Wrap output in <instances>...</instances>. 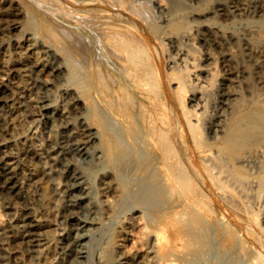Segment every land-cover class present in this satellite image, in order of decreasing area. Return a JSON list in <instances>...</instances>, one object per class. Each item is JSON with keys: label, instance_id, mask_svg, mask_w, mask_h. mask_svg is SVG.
Returning a JSON list of instances; mask_svg holds the SVG:
<instances>
[{"label": "rangeland", "instance_id": "374dc122", "mask_svg": "<svg viewBox=\"0 0 264 264\" xmlns=\"http://www.w3.org/2000/svg\"><path fill=\"white\" fill-rule=\"evenodd\" d=\"M103 1L100 0L98 1L97 4L94 3L87 6L86 4H88L87 2H90L89 0H83V1L73 0V2L76 3L77 5L76 4L74 5L72 0L71 1L70 0H8V1L6 0L4 3H2L3 0H0V3H2L3 5L0 6L2 7L0 8V22H4V23L6 22V24L12 25L15 20L16 22L19 21V24L22 27L21 30L20 28L13 29L11 27V29L8 30L9 32H7L9 33L8 36H5L4 45L8 49L9 60H12L18 54L27 53L26 56L28 57L29 61L33 62L36 60L37 62L40 63V65L33 67L32 64H29V67L31 66V68L35 72H38L42 80L46 79L43 81L49 82V85L51 84L49 86V97L47 98L48 100L47 99L39 100L34 90H28L25 93L24 100L27 103L28 112L25 113L23 111H20L17 113V117L15 119L18 125L17 130L19 132L21 131L18 137H28L34 143L42 144V146H45L46 143L45 125L47 122V118H46L47 115L44 110L45 109L44 106L49 104L52 107L58 109V111L61 112V115L57 116V122L59 123V125L57 123L58 128L61 129V126L65 124L69 125V130L71 129L70 131L71 133L73 132L72 133L73 136L78 141L84 143L83 148H77L71 141L64 142V144L66 143L65 147L67 149V158L70 160L73 166H77L78 168L82 169L85 172V182L88 181L87 186L88 187L90 186L89 189L91 188L89 190L90 191L89 196L92 197V195H94L92 197V200L97 207V210L95 211L94 209L91 208L87 209L81 207L83 206L82 204L83 202L73 182L64 179L60 174V165H58L57 162H54V160L50 157V155H47L49 154L48 152L44 153L41 150L42 157H41V163L40 162L39 163L44 164L46 167H48V172H49L48 175H45L47 177V180L45 176L42 177L43 185L47 189V197L42 203H40V205L36 199H33L32 210H34V213L36 215L41 214L42 216L40 217L47 219L48 221L47 229L49 232V237L46 240V242L48 241L49 242L45 243L43 251L38 256L32 255L28 251H25L26 247L24 246V244H22L19 241H16L12 236V232L10 233L9 230L11 225V219L9 218L10 217L8 213L9 210L5 208L0 201V248H1L0 253L2 254L4 252V254H2L3 256L0 254L1 255L0 258L4 257L2 260L5 261V264H18V262L19 264H61L62 263L61 260L62 261L64 260L63 262L64 264L67 263L69 264L71 261L70 259L71 256L64 247L67 239L72 238L75 235L85 234L86 235L85 238L81 240L82 242L80 241L77 244L78 246L76 248L78 249L77 251H79V256H80L79 258H82L79 261L80 264H102L103 258H100L99 255L104 256L106 253H113V252H123L124 253L123 255L126 258L129 257L128 259L137 258L142 263L144 260L143 264L146 263L149 264L148 262L149 255L146 250L147 249L146 245L142 244L144 243V239H146L145 233L150 231L149 229L152 228L150 226H153V228L154 226L155 228L159 227L158 222H160L161 208H165L167 206H176L175 207L176 210H182L186 207L189 210L193 211L195 215L199 217V221L196 222V225L198 227L202 226L207 228L208 233L206 232L204 239L208 238V240H204L203 238H201V240H198L197 246H199L198 248L199 252L197 253L199 255L197 254L198 255L197 258H192V256L196 257V255L191 254L189 255L190 259L192 258L193 260H199L200 262V263L198 262L199 264H253L254 261H255L254 264H256L257 263L255 257L256 253L253 248L254 244H253L252 236L245 230V224L247 223V225H251V227L254 228L253 234L255 235L257 232L261 230L260 226L262 225L264 220L263 218L264 210L262 211V209L259 208L258 205L257 208L255 207L254 213H252L251 216H249V214H246L245 212L243 213V211L240 209H233L231 207H228L223 202L219 203L218 198L213 194L212 191L209 190L207 186H205L202 179L199 178L194 173L192 167L189 166L188 164V169L193 172L197 183H199L205 190V192L204 191L201 192V199H200L201 201L192 200V195L189 192L190 190L188 188L189 184L187 182L184 183V181L179 182V184L178 183L176 184L175 183L176 181L174 180L176 179V177L174 173H172L173 170L176 173L177 170L175 169L177 167L174 164L175 159L173 153L170 152H172L171 151L173 150L172 148H176V149H178V147L182 148L184 142L179 143V142L167 140L170 147L168 149L169 157H167L166 159L165 156H162L163 151L161 150L160 143L155 140L158 138V135L154 130L155 122L158 121V123H161L162 119H166V117L170 116L172 112L177 110L189 111V109L191 108V104L196 103V101L190 102L189 100V97L191 96L190 92L185 93V91H180L179 88H177L176 86L177 84L176 82L180 81L179 75L182 74L180 72H183V70H180V68L182 67L181 58L185 57L187 53L190 52L189 55L199 54L198 56H202V57L210 56L211 58L208 60V63L210 65H213V59H212L213 53L222 50L225 53L229 54L228 67L230 69L233 68V70L236 71L243 68L244 65L245 68L247 67V65L251 66L253 59L250 56L247 58L246 56L248 55L243 52H240L238 55V50H236L237 47L234 46L233 44H229V42L224 40L221 34H217L216 32L214 33V30H212L213 26H206L200 30V32L197 34L195 38L196 40L195 39L193 40L195 45L192 40L188 42V39L178 40L177 43H175L176 41L167 43L166 41H169L167 39L171 35L170 32L173 33V29H170L171 28L170 25H167L164 28L165 31L161 33L162 36L161 38L154 37V35L152 34H150V36H145L143 32L147 33V31H149L147 29V26L145 25L144 22L140 21L130 9L128 10L129 7L127 5H126L127 7L123 6L121 9L120 7L115 5L114 0H103ZM140 1L146 2L151 0H140ZM156 1H158L159 3L162 2L161 5L162 8L160 12L161 14H163L164 17H169L170 15L172 16L173 13L174 14L177 13L175 12L177 8L179 9V7H184L185 5L186 6L182 8V10L184 9L183 11H186L185 8L187 7L188 8L194 7L190 10H187L192 14L194 12L192 10H196L198 8V5L200 6L201 3L202 4L204 3V0H166V3H163V0L162 1L156 0ZM230 1L231 0H228V2L227 0L226 1L215 0L214 2L215 3L219 2L222 5L226 6L228 3H230ZM91 2L94 1L91 0ZM107 2L108 4H106ZM169 4L170 5L172 4L170 8H169ZM152 5L154 6L155 3ZM164 5L166 7L168 5L167 8H169L170 10L167 9L166 7H163ZM196 5L197 7L195 8ZM86 7L88 8L92 7V9H88ZM173 7L175 8V10H173ZM7 8H11V10L8 11ZM82 8H84V11H82L83 10ZM207 9H208L207 17L209 19L207 17H204L203 19L202 17L199 20H203L206 22L209 21V23H213L212 21L213 0L210 1L209 5H207ZM123 10L125 12H123ZM170 11H174V12L170 14L171 13ZM160 12L158 14H160ZM209 14L212 17L209 16ZM101 22H103V24H101ZM130 25H132L133 27ZM32 35L33 37L37 36L40 38H44L47 42H49V44L51 43L50 45L54 47L55 50L58 51V53L60 54L59 59L61 58L62 60L61 59L60 60L64 64V71L60 75L54 76L55 74H53L48 68L46 69V67L42 65L45 62H50V61L54 62V59H52V57L46 55L41 49H36L33 51L27 49V47L25 46L27 43V39ZM120 37L126 39L127 41L129 40L128 43L132 42L131 45H128L127 43V45L130 46L129 48H126L128 47L127 45L125 47L124 45L121 44L120 40L122 39H120ZM197 40L198 43L196 42ZM20 43L22 45H20ZM180 43H182V45ZM215 44H217V46ZM135 48L142 49V50H138V52L142 58H145V60L144 59L142 60V58H140V60L129 59L128 57L129 54L127 49H135ZM153 48L155 49V51ZM22 49L24 52L22 51ZM227 49L228 51H226ZM232 50L235 53L232 52ZM158 51L160 55L163 57L162 69L167 73V80L169 82V88H170L168 93L165 90V84L163 83L159 60H157L158 58L157 55L155 54ZM199 51L202 53H200ZM0 55L2 54L0 53ZM32 55L34 56V58ZM147 55L150 56L148 57ZM170 55L176 57V60H178L177 66H175V68L170 67L171 64L169 63L170 61L168 60ZM148 58H151V60L150 59L148 60ZM143 61H145V63H143ZM247 62L249 63L247 64ZM149 63L152 64L150 66L151 67L150 72L151 71L152 72L151 74L146 75L144 72L145 70L150 69V67H148ZM262 64L263 63L261 60V62H259V65H257V67L255 66L256 69L253 68V71L254 72L256 71L255 74L254 72L253 73L250 72L252 68H250L249 71L246 69L248 72L247 71L245 73L240 72L241 75L239 77L235 76L232 80V83L227 82L226 84L227 86H225L224 88V92L227 93V94L225 93L226 96L224 100L225 105H220L221 109L222 106L223 109L229 108L228 106H230L232 103L230 99H233L232 97H235L234 95L238 92V90H241V92H244L245 95H248L250 97L255 96L256 92H261L256 87L260 86L261 84L260 83L261 74L259 71L260 70L262 71V67H263ZM44 75L46 77H44ZM49 75H53V78H51L52 76ZM248 81L249 83H247ZM248 85H250V87ZM227 87L229 89H227ZM229 90L231 93L229 92ZM248 91L250 92V94L248 93ZM26 94L29 96V98ZM74 94L81 96L83 102L86 101L85 104H83L82 108L80 106L74 105L73 103ZM257 96L258 94L256 95V97ZM183 98L185 99V103H183ZM28 99L30 100L28 101ZM228 99L231 102L228 101ZM227 101L230 103H228ZM30 102H32L33 104ZM86 104H88V106ZM85 109L88 111H86ZM208 110L210 113L213 114V106H210ZM92 112H94V114H92ZM85 114L86 115L88 114V116H86ZM27 117L28 118L33 117V118L31 120V118L28 119ZM87 117L88 119L91 118L89 122L93 124L95 123L94 125H96L97 128L99 127V129H102L101 128L102 125L105 124L106 122L105 125L108 127V129H110L108 130L109 131L108 138L110 139V141L108 143L109 151H106L107 155L103 154L104 152H102L104 147L103 142L100 141V139H103L102 135H100L99 141L97 140L94 142L93 140L89 139L87 133L85 132L83 120ZM95 118L96 120H94ZM128 118L129 119L131 118L134 121L132 125L127 121ZM179 119L181 120L179 131H181V129L184 128L185 134H188L187 126L185 124L184 118L182 116H179ZM91 120L94 121L92 122ZM36 128L37 130H35ZM198 135L201 136L200 134ZM199 136L196 135L194 137L195 138L194 141L195 142L197 141V143H194L193 141V145L198 153L200 151L199 149L202 147L201 146L202 141L201 142L199 141L200 139L202 140V136L201 137ZM114 137L117 139V141ZM166 137H170V135L168 134L166 135ZM125 139L128 141L124 142L126 141ZM39 140L42 142H40ZM157 142L159 143V145ZM128 144H130V146ZM121 147L123 148L121 149ZM70 148L74 150L75 154L72 152L73 150H71ZM132 148L134 149V151L132 150ZM70 152L73 154H71ZM91 152H93V154H91ZM126 152L128 154H126ZM184 152L185 155L187 156L186 149L184 150ZM125 155L127 158L125 157ZM139 156L141 157L140 158L141 160L139 159ZM160 157L162 158L160 159ZM163 158H164V162L166 161L165 164H163L164 163ZM128 159L132 161L129 162ZM95 160H96L95 162L96 166L94 164ZM135 161H137L140 164L149 161L148 163H146V165H148L147 166L148 170L145 171L138 170L131 167L135 164L133 163ZM105 164L109 166L107 167L106 165V168H108V170L105 168ZM128 164L131 165L129 166ZM55 165L57 167H54ZM128 170L132 171V173L129 172ZM151 172L154 174L150 175ZM123 174L125 176L127 175L129 179H127L128 178L127 176L126 177L123 176ZM122 178H125L126 180ZM157 182L158 184H156ZM146 183L149 184V186H147ZM145 185L148 188L150 187L153 189L155 186V189L157 190V193L154 195L155 198L153 197L154 198L153 202L156 200L154 202L155 205L153 206L148 205L149 200L152 199V195L145 196L144 191L148 189ZM139 188L141 189V191H139L140 190ZM157 188L159 189V191ZM160 193L162 195H160ZM72 194L75 195L74 196L75 201L73 202L75 203V205L69 208L70 211L69 212L65 203L67 198H69V196H71ZM141 196L144 199H142ZM186 197H189L192 200L191 202H189V204L186 201ZM215 200H217L218 202H216ZM35 203H38V205ZM144 203L147 207L143 205ZM105 206L108 207L106 208ZM223 206L227 207L229 210L226 211L223 208ZM79 207H81L82 211ZM63 209L67 214L65 212L63 213L64 211ZM143 209L144 211L145 209L147 210L148 216L145 215ZM80 212H84V213H80ZM83 214H86V216ZM162 214L164 213L162 212ZM260 215L262 216V218H259L261 217ZM61 216H63L64 218ZM149 216L152 217L150 218V220H149ZM256 216L258 217V219ZM77 218L80 220L78 221V223H76L78 220ZM238 219H241L243 223L238 221ZM147 221L151 223L150 226H148ZM225 222L227 223V227H225L226 225H224ZM256 222H258L259 226H257ZM71 224L73 227H71ZM78 224L81 225L79 226ZM3 229H6V232H3ZM165 229L167 234L171 233V232L168 233L169 231H171L170 226H166ZM245 232L247 234H245ZM69 234L72 235L70 236ZM2 236L5 237L6 239H4ZM2 238L4 239V241L2 240ZM61 240L65 242L63 243ZM201 241L202 244L204 243L205 245L204 244L201 245ZM17 242L21 243V245L17 244ZM62 244H64V246H62ZM242 246L244 248H242ZM78 247L80 248L82 247V248L80 249ZM118 248L120 250H117ZM223 248L225 251L223 250ZM61 252L63 253L64 256L62 255ZM99 252L100 253L103 252V254L102 253L100 254ZM200 255L202 258L200 257ZM67 256L70 260L66 258ZM142 256L144 258H142ZM146 258L148 259V261ZM251 260L253 262H251Z\"/></svg>", "mask_w": 264, "mask_h": 264}, {"label": "bare ground", "instance_id": "6f19581e", "mask_svg": "<svg viewBox=\"0 0 264 264\" xmlns=\"http://www.w3.org/2000/svg\"><path fill=\"white\" fill-rule=\"evenodd\" d=\"M5 1L3 0L2 3H4ZM81 1H83V0H81ZM89 1L90 2H87L88 4H86L87 6L94 4V3L97 4L98 1H100V0H98V1L93 0L94 2H91V0H89ZM101 1H103V0H101ZM210 1H212V0H204V3L203 4L201 3L202 5L200 4V6L198 5V8L196 10H192V11H194L192 14L190 12H188L187 10H190L194 7H191V8L187 7V8H185L186 11H183L184 9L182 10V8H184L186 5L184 7L178 6L179 9L177 8L176 10L173 7V10H175V12H177V13H175V14L173 13V15L172 16L170 15L169 17H164L163 14H161V12H160V10L162 8V6H161L162 2L159 3L156 0H151V1H146V2H142L140 0H114L115 5H117L121 9L123 6L127 5L129 7L128 10L130 9L140 21L145 23V25L147 26V29L149 30V31H147L148 34L142 31L145 36H150V34H152V35H154V37L161 38L162 37L161 33L163 31H165L164 28L167 25H170L171 28L170 27L169 28L173 29V33L170 32L171 35L168 37L167 40H169V41H166L167 43L173 42V41H176L175 43H177L178 40H182V39H188V42H189L190 40L193 41L196 38L197 34L200 32L201 29H203L206 26H213L212 30H214V33L216 32L217 34H221V36L223 37L224 40L229 42V44H233L234 46L237 47L236 50H238V55L240 52H243V53L248 55V56H246L247 58L250 56L253 59L251 66L247 65V67L245 68L244 67L245 65L244 66L242 65L243 68L236 71V70H233V68L230 69L228 67L229 66L228 65L229 54L225 53L222 50H219V51L213 53V57H212L213 65H210L208 63V60L211 58L210 56H206V57L198 56L199 55L198 52H197L198 55H189L190 52L187 53L186 56L184 55L185 57L181 58L182 67L180 68V70H183V72H180L182 74L179 75L180 81L176 82L177 83L176 86H177V88H179L180 91H185V93L190 92L191 96L190 97L188 96L190 102L196 101V103L191 104L190 109H192V110L189 109V111L188 110H186V111H180V110L174 111V112H172V114L170 116L166 117V119L161 118L162 119L161 123H158V121L154 123L155 124L154 130H155L156 134L158 135V138L155 140L160 143L161 150L163 151L162 156H165L166 159H167V157H169V150H168L170 147V145L168 143L169 140L179 142V143L184 142V145L182 148H179V147H178V149L172 148L173 150H171L172 152H170V153H173V156L175 159L174 164L177 167L176 169L174 168L175 170H177L176 173L174 170L172 171V173H174V175L176 177V179H174L176 181L175 182L176 184L177 183L179 184V182H182V181H184V183L187 182L189 184L188 188L190 190L189 192L192 195V200L199 201L201 199V192L202 191L205 192V190L199 183H197L193 172L188 169V164H189V166L192 167L194 173L199 178L202 179L205 186H207L209 188V190L212 191L213 194L218 198L219 203L223 202L228 207H231L233 209H240L243 211V213L245 212L246 214H249V216H251V214L254 213L255 207L257 208L258 205H259V208L262 209V211L264 210V0H231L230 3H228L226 6L222 5L219 2L215 3L214 2L215 0H213V12H212L213 13V20H212L213 23H209V21L206 22L203 20H199L202 17H203V19H204V17H207V13H208L207 5H209ZM72 2H73V0H72ZM227 2H228V0H227ZM2 3H0V6H3ZM154 3H155V5H154L155 7L152 5ZM163 3H166V0H163ZM169 3H172V2H169ZM75 4L76 3H74V5ZM106 4H108V2ZM98 5H100V4H98ZM98 5H97V7H98ZM171 5L169 4V8L171 7ZM102 6H103V4H102ZM175 6H177V5H175ZM163 7H166V6L164 5ZM167 7H168V5H167ZM196 7H197V5L195 6V8ZM0 8H2V7H0ZM86 8H88V7H86ZM115 8H117V7H115ZM169 8H167V9H169ZM7 9H8V11L11 10V8H7ZM82 9H83L82 11H84V8H82ZM88 9H92V7H89ZM15 10H17V9H15ZM103 11H105V10H103ZM158 11L160 12V14H158L159 13ZM11 12H14V11H11ZM100 12H102V11H100ZM123 12H125V11L123 10ZM170 12H171L170 14H172V12H174V11H170ZM98 15H99V13H98ZM130 15H131V13H130ZM164 15H165V13H164ZM209 16H211V15L209 14ZM125 19H127V18H125ZM226 20H228V21H226ZM103 22H101V24H103ZM105 22H107V21H105ZM144 23H143V25H144ZM163 24H166V25H163ZM10 25L11 24H6V22L5 23L0 22V53L2 54V55H0V201L3 204V206L9 210L8 211V213L10 215L9 218L11 219V225H10L9 231H10V233L12 232V236L14 237V239L16 241H19L22 244H24V246L26 247L25 251H28L32 255L38 256L43 251L45 243L49 242V241L46 242V240L49 237V232L47 229L48 228L47 219L40 217V216H42L41 214L36 215L34 213V210H32V208H33L32 207V203H33L32 200L33 199H36L40 205V203H42L47 197V189L43 185L42 177L45 175H48L49 172H48V167H46L44 164H40L41 163V157H42V151L44 153L48 152L49 154H47V155H50V157L54 160V162H57L58 165H60L61 176L64 179L73 182V184L75 185V188L79 192V195L81 196V199L83 202L82 203L83 206H81V207H84L87 209L91 208V209H94V211L97 210V207L92 200V197L94 195H92V197L89 196V192H90L89 190L91 188L89 189L90 186L89 187L87 186L88 181L85 182V172L82 169L78 168L77 166L72 165L70 160L67 158V149L65 147L66 143L64 144L65 141H67V142L71 141L77 148H83L84 143L78 141L73 136V134H72L73 132L71 133V131H70L71 129L69 130V125H66L64 123L65 125L61 126V129L58 128L57 116L61 115V112L58 111V109L52 107L49 104L44 106V108H45L44 110H45L46 115H47V117H46L47 122L45 125V141H46L45 146H42V144L34 143L28 137H18V135L21 131L19 132L17 130L18 125H17V121L15 120L17 117V113L20 111H23L25 113L28 112L27 103L24 100L25 93L28 90H34L35 94L37 95V98L39 100H45L49 97V86L51 84L49 85V82L43 81L46 79L42 80L39 73L35 72L31 68V66L29 67V64H32V67H33V66L40 65V63L37 62L36 60L33 62L29 61L28 57L26 56L27 53L26 54L25 53L18 54L15 58H13L12 60H9L8 49L4 45L5 36H8L9 33H7V32H9L8 30L11 29V27L13 29H19V28H20V30L22 29L21 25L19 24V21L16 22L14 20V23L11 26ZM130 26H132V25H130ZM26 30H27V28H26ZM120 39H122V40H120L121 44L126 47L129 40L127 41L126 39L121 38V37H120ZM160 42H161V39H160ZM196 42L198 43V40ZM129 43H128V45H131L132 42L130 44ZM193 43H194V41H193ZM50 44L44 38H40L37 36L33 37V35H32V36L28 37L27 43L25 46L27 47L28 50H31V51L36 50V49H41L46 55L52 57V59H54V62L53 61L45 62L42 65L44 67H46V69L48 68L53 74H55L54 76H57V75H60L64 71V64L61 61L62 59L61 58H60L61 60L59 59L60 54L58 53V51L55 50L54 47H52ZM180 44L182 45V43H180ZM192 44H191V46H192ZM20 45H22V44L20 43ZM194 45H195V43H194ZM215 45L217 46V44H215ZM26 47H24V48H26ZM129 47L130 46H128L126 48H129ZM167 47H168V45H167ZM170 47H172V46H170ZM226 47H228V46H226ZM20 50H21V48H20ZM127 50H128V54H129V56H128L129 59H131V60L139 59L140 60V58H142L138 52V50H142L141 48L127 49ZM22 51H23V49H22ZM154 51H155V49H154ZM154 51H152V52H154ZM226 51H228V49ZM165 52H166V50H165ZM185 52H187V51H185ZM232 52H234V51L232 50ZM200 53H202V52H200ZM155 54L157 55V58H158L157 60H159V65L161 68L163 83L165 84V90L168 93L170 88H169V82L167 80V73L165 71H163V69H162L163 68V60H162L163 57L160 55L159 51L156 52ZM176 55H178V54H176ZM153 57H154V55H153ZM246 57H244V58H246ZM33 58H34V56H33ZM155 58H156V56H155ZM143 59L145 60V58H142V60ZM149 59L151 60V58H148V60ZM30 60H32V59H30ZM168 60L170 61L169 63L171 64L170 65L171 68H175V66H177L178 60H176V57H173L172 55H170ZM261 60L263 63L262 64L263 67L261 66L262 71L261 70L259 71L261 74V77H260V79H261L260 83L261 84H260V86L257 85L258 87H256L261 92L255 91L258 94V96L256 97L257 94L255 93V96L250 97L248 95H245L244 92H241V90L237 89L238 92L234 95L235 97H232L233 99H230L232 101V103L230 106H228L229 108L223 109V106H222V109H223L222 110L220 105H225L224 100L226 97L225 96L226 92H224V88H225V86H227L226 85L227 82L232 83V80L235 76L239 77L241 75L240 72L245 73L247 70L249 71L250 68H252L250 72L253 73L254 72L253 68H255V66L257 67V65H259V62H261ZM165 61H167V60H165ZM230 62H231V60H230ZM143 63H145V61H143ZM244 63H246V62H244ZM248 63L249 62H247V64ZM151 65L152 64L149 63L148 67H150ZM150 70H151V67L149 70H145L144 73L146 75H149L152 72V71L150 72ZM255 73H256V71L254 72V74ZM246 74H248V73H246ZM45 75H44V77H46ZM49 76H52L51 78H53V75H49ZM246 76H248V75H246ZM256 77H257V75H256ZM254 79H255V77H254ZM233 83H235V82H233ZM247 83H249V81ZM248 86L250 87V85H248ZM227 89H229V88L227 87ZM232 89H234V88H232ZM245 90H247V89H245ZM229 92H230V90H229ZM248 93L250 94L249 91H248ZM36 95H34V96H36ZM28 98H29V96H28ZM29 100L30 99H28V101ZM230 100L228 99V101H230ZM85 102H83V99L81 96L74 94V96H73L74 105L80 106L82 108L83 104H85ZM230 102H228V103H230ZM30 103H32V102H30ZM183 103H185L184 98H183ZM86 105L88 106V104H86ZM210 106H213V114L210 113L208 110ZM95 108H96V106H95ZM89 110H90V108H89ZM97 110H99V109H97ZM86 111H88V110H86ZM92 114H94V112H92ZM85 115H84V117H85ZM100 115H101V113H100ZM86 116H88V114ZM96 116H98V115H96ZM179 116H182L184 118L185 124L187 126V131H188L187 133L188 134H185L184 128L181 129V131H179V126L181 125V120L179 119ZM21 117H22V115H21ZM92 117H94V116H92ZM99 117H101V116H99ZM102 117H104V116H102ZM30 118H28V119H30ZM32 118H31V120H32ZM90 119H88V117H87L83 120L85 132L87 133L89 139L93 140L94 142L97 140L99 141V137H100V135H102L103 139H100V141H102L104 144L102 152H104L103 154L107 155L106 151H109L108 150L109 149L108 143L110 141V139L108 138V136H109L108 130H110V129H108V127L105 125L106 124L105 121H107V120L104 121L105 124L102 125V127H101L102 129H99V127L97 128V126L94 125L95 123L93 124V123L89 122ZM94 120H96V118ZM127 121L129 123H131V125L134 122L131 118L130 119L128 118ZM25 123H26V121H25ZM58 125H59V123H58ZM19 126H20V124H19ZM19 129H20V127H19ZM35 130H37V128ZM82 131H83V128H82ZM111 131H113V130H111ZM168 134L170 135V137H166V135H168ZM198 134H200L202 136V140L201 139L199 140L200 142L202 141V144H201L202 147L199 145L201 147L199 149L200 150L199 153L197 152V150L195 149V147L193 145V141L195 139L194 137L196 135L199 136ZM79 136H80V134H79ZM201 136H199V137H201ZM199 137H198V139H199ZM122 140H120V141H122ZM116 141H117V139H116ZM127 141L128 140H126L124 142H127ZM40 142H42V141H40ZM71 142H69V143H71ZM120 143H118V144H120ZM159 143H158V145H159ZM194 143H197V141L196 142L194 141ZM125 145H127V144H125ZM128 145L130 146V144H128ZM196 145H198V144H196ZM122 148L123 147H121V149ZM128 148H131V147H128ZM196 148H197V146H196ZM185 149L187 151V156L185 155V152H184ZM71 150H73V149H71ZM132 150L134 151L133 148H132ZM72 152L74 153V150ZM70 153H69V155H70ZM73 153H71V154H73ZM91 154H93V152H91ZM126 154H128V153L126 152ZM80 157H81V155H80ZM117 157H118V155H117ZM125 157H126V155H125ZM140 158L141 157L139 156V159ZM161 158L162 157H160V159ZM164 158H163V162H164ZM104 161H105V159H104ZM130 161H132V160H129V162ZM137 161L133 162V163H135L134 165L131 163L133 165L131 167H133L134 169H138V170H144V171L148 170L147 169L148 165H146V163H148L149 161L146 163H143V164H140ZM95 162H96V160L94 161V164H95ZM165 162L163 164H165ZM94 164H93V166H94ZM56 165L54 167L58 166V165L57 166ZM106 165L107 164H105V168H106ZM89 166H90V164H89ZM95 166H96V164H95ZM107 167H109V166L107 165ZM58 169H59V167H58ZM106 169L108 170V168H106ZM154 171H155V168H154ZM118 172H119V170H118ZM129 172L132 173V171H129ZM152 174H154V173L151 172L150 175H152ZM52 176H53V174H52ZM123 176H125V175L123 174ZM122 179H125V178H122ZM127 179H129V177ZM157 179H159V178H157ZM46 180H47V177H46ZM105 180H107V179H105ZM130 181H132V180H130ZM148 181H149V179H148ZM44 184H45V182H44ZM70 184H69V186H70ZM151 184H152V181H151ZM156 184H158V182ZM195 184L198 186H196ZM147 186H149V184H147ZM159 186H161V185H159ZM62 190H63V188H62ZM139 191H141V189ZM158 191H159V189H158ZM104 192H105V190H104ZM144 192H145V196H151L152 195V199L149 200L148 205L149 206L155 205L154 202L156 200L153 202V200L155 198L154 195L157 193L155 186H154V189L149 187ZM135 193H136V191H135ZM166 193H168V192H166ZM76 194H78V193H76ZM158 195H159V193H158ZM158 195H157V197H158ZM160 195H162V194L160 193ZM74 196L75 195L72 194L71 196H69V198H67L66 203L64 202L68 208V211H69V208H71L73 205H75V203H73L75 201ZM142 199H144V198L142 197ZM47 200H46V202H47ZM192 200H191V198L186 197V201L188 204ZM215 201L218 202L217 200H215ZM35 204L38 205V203H35ZM46 205H48V204H46ZM143 205H145V203ZM81 207H79V208L81 209ZM175 207L176 206H167L165 208H161V210H160V222H158L159 223L158 228H155V226H154V228H153V226H150L151 223H149L148 221L152 217L149 216V220L147 221V223H148V226H150L152 228L149 229L147 227L150 231L149 232L146 231L147 232V233H145L146 239H144V243H142V244L146 245V248H147L146 250H147V253L149 255V261L147 258L146 259L149 262V264H199L200 263L199 260H193L192 258H197V256L199 255L197 253V252H199L198 251L199 246H197V242H198V240H201V238L204 239V236L206 235V232H207V228L202 227V226L198 227L196 225V222L199 221V217L196 216L193 211L189 210L185 206H184L185 208L182 210H176ZM77 208H78V206H77ZM223 208L226 211L229 210L225 206H223ZM81 211H82V209H81ZM213 211H214V209H213ZM64 212H65V210L63 211V213ZM86 212H87V210H86ZM143 212L145 213V215L148 216L146 209H145V211L143 209ZM162 212L164 214H162ZM80 213H84V212H80ZM45 215H46V213H45ZM47 215H48V213H47ZM83 215L86 216V214H83ZM223 215H225V214H223ZM249 216H248V218H249ZM61 217H63V216H61ZM225 217H227V216H225ZM259 218H262V216ZM257 219H258V217H257ZM261 220H263V219H261ZM78 221H80V220L78 219L76 223H78ZM238 221L242 222L241 219H238ZM253 221H254V219H253ZM71 222H73V221H71ZM76 223H75V225H76ZM256 223H257V226H259L258 222H256ZM152 224H153V222H152ZM78 225H77V227H78ZM224 225H226L225 227H227L226 222ZM166 226L171 227V231L168 232V233L171 232L170 234L166 233V229H165ZM254 226H256V225H254ZM71 227H73L72 224H71ZM260 229L261 230L254 235L253 234L254 228H252L251 225H247V223L245 224V230L252 236V240H253V244H254L253 248H254V251L256 253V256H255L256 262H257L256 264H264V220H263L262 225L260 226ZM76 230H78V229H76ZM3 232H6V229H3ZM243 232H244V230H243ZM79 233H80V231H79ZM227 233H228V231H227ZM245 234H247V233L245 232ZM85 236H86L85 234L75 235L74 237L67 239L65 246H64V244H62V246L65 247L66 251L71 256L70 257L71 261L69 264H80L79 261L82 258H79L80 257L79 251H77L78 249H76V248L78 246L77 244L82 239H84ZM207 237H209V236H207ZM3 238L6 239L5 237H3ZM3 238H2V240L4 241ZM7 238H9V237H7ZM204 240H208V238L204 239ZM85 242H86V240H85ZM21 243L17 242V244H20V245H21ZM199 243H200V241H199ZM203 244L201 241V245H203ZM206 244H207V242H206ZM242 244H244V243H242ZM104 246H105V244H104ZM78 248H80V247H78ZM242 248H244V247L242 246ZM117 250H120V249L118 248ZM223 250H224V248H223ZM0 251H1V248H0ZM239 251H240V249H239ZM101 253L103 254V252H101ZM218 253H219V251H218ZM2 254H4V252ZM123 254H124L123 252H113V253H106L104 256L101 255L102 257L99 255V257L103 258L102 264H143L144 263V260L142 263L137 258L136 259L135 258L134 259H128L129 257L126 258ZM191 254L196 255V257L192 256V258H191L192 260L190 259V256H189ZM62 255H63V253H62ZM188 256H189V258H188ZM200 257H201V255H200ZM3 258H0V260H1L0 264H5V261L2 260ZM66 258H68V256ZM142 258H144V257L142 256ZM204 259H205V257H204ZM253 260H255V259H253ZM235 261H237V260H235ZM61 262L63 263L64 260L63 261L61 260ZM81 262H82V260H81ZM251 262H253V261L251 260ZM97 263H99V262H97ZM254 263H255V261H254ZM18 264H19V262H18ZM146 264H148V263H146Z\"/></svg>", "mask_w": 264, "mask_h": 264}]
</instances>
